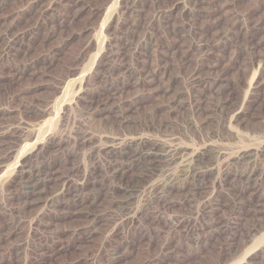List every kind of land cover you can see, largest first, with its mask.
Instances as JSON below:
<instances>
[{"label": "rangeland", "instance_id": "rangeland-1", "mask_svg": "<svg viewBox=\"0 0 264 264\" xmlns=\"http://www.w3.org/2000/svg\"><path fill=\"white\" fill-rule=\"evenodd\" d=\"M119 106L168 148L225 150L212 193L117 205L108 158L73 144L121 136ZM65 111V149L31 165L76 177L26 195L20 162ZM262 147L264 0H0V264H264V171L233 161Z\"/></svg>", "mask_w": 264, "mask_h": 264}, {"label": "bare ground", "instance_id": "bare-ground-1", "mask_svg": "<svg viewBox=\"0 0 264 264\" xmlns=\"http://www.w3.org/2000/svg\"><path fill=\"white\" fill-rule=\"evenodd\" d=\"M125 8H126V6H125ZM130 12H132V11H130ZM82 98H84V97H82ZM80 101H81V99H80ZM104 104H106V103H104ZM190 106H191V104H190ZM202 108L203 107H201V105H199V107H196L195 110L192 108L193 109V111H192L193 116L192 117L204 115L203 114L204 109H202ZM189 109H190V107H189ZM113 111H115V113L117 115H119L117 123H116V125H117L116 127L118 130L121 131V136L110 138L107 135L106 136L107 138L105 139L106 143H104V144L102 143L103 145L101 147H99L100 145L96 144V140H95L96 138L94 139L91 136H90L91 138H89V137L86 138V137H81V136L75 138L77 136L76 135L74 137L76 140H75L74 144L73 143L72 144L78 148H90V150L88 149L90 151V157L89 158L92 160L96 156L98 157L99 155H104L108 158V162H107L108 169L112 173V176L116 180H118L117 192L122 194V195H120V196H122L121 199L120 198L116 199L117 205H119L120 207H123V208H125V207L127 208L128 206H131L130 203L133 201V199L136 198V196L143 189L145 190L146 187L150 188L152 192L156 193L155 194L156 196L154 198H152L153 201H157L159 204L164 205V206L165 205H167V206L172 205L169 203L170 199H167V198L170 194H173V193H182L183 195L186 196L187 201L190 202V201H194V200L197 201L199 198H201L205 194H209V192H211L210 191V190H212L211 187L213 188V184H214L213 183V175L216 174V172H217V169H216L217 165L219 163H221V161H227L228 159H230V157L229 158L227 157V155H226L227 153L226 154L224 153L225 150L224 151H223V149L215 150L212 148L213 146L212 147L210 146L212 149L210 147L206 148L207 145L205 146L204 149L201 148V150H197V149L192 150V149H190V148L188 149L186 147H184V148L178 147V148H173V149L168 148L163 143L159 142L158 140H156V139L154 140V139L150 138L153 134H151L150 137L148 135L147 136L145 135L147 133H149V134L155 133L156 127L154 128L152 126V124L149 122V120L148 121L146 120L145 122L137 121V120H128V119H130V117L129 118L125 117V115H126V113L124 112L125 110H122L121 106H119L117 108L116 107L113 108ZM69 120H70L69 114H68V112L65 111L64 113H62L61 118L58 119L57 124L52 123V126H50V128H51L50 132L48 131L46 133V135H42V137H41L42 139H40L39 141L36 140L37 143L35 142L36 144H34L35 146L30 151L29 155L22 158V160L20 162L19 169H18V173L22 176V179L24 181V182H22V183H24L23 189H22L24 191V194L34 196V194L40 193V191L43 189L41 187V185L47 186V182H49V180L58 181V182H60V184L63 183L64 186H66V185L70 186V184H72L71 180L73 179V177H76L75 174L77 171L75 172V170L67 169L68 167L67 168L65 167L67 169V170H65L66 174H62V173L56 171V169H54L53 164L51 165L49 163L48 164L44 163V164L38 165L36 167H33L31 165V164H33V161H35V159L38 160V159L42 158V156H44V155L47 156V154L51 153V151H54V150L56 151L57 149H63L67 145V143L69 142L70 136H71L69 134L70 136L68 137L67 136L68 133L66 131V129H67L66 126H67V123L69 122ZM73 121H75V120H73ZM79 123H80V125H84V124H81V122H79ZM73 127H75V126H73ZM78 127H79V125H78ZM113 127H111V128H113ZM127 127L130 128L129 129L130 131H128L127 133L123 132L124 130L127 129ZM48 129H49V127H48ZM75 132H76V130H75ZM156 133H155V135H156ZM108 134H111V133H108ZM118 134H120V133H118ZM34 135H36V134H34ZM86 135H83V136H86ZM37 136H36V138H37ZM103 136H105V132H104ZM115 136H116V134H115ZM112 137H113V135H112ZM210 138H211V135H210ZM210 138L208 137V139H210ZM72 140H74V139H72ZM212 140H213V135H212ZM96 145H98V146H96ZM49 161H51V160H49ZM161 161H165L168 163L166 170H165V168L164 169L159 168L158 164ZM233 161H234V164L239 165V167L241 169V171L238 172L239 173L238 176L240 178L253 179L254 177H256V175L258 174V172L260 170L264 171V147H262L261 149H258L256 151H248V152L242 154L241 156L238 155V157L235 158V160H233ZM228 162H229V160H228ZM135 167H137V171L135 170L136 169ZM63 170L64 169H62V171ZM87 171L88 170L86 169L85 172H87ZM91 171H96V170L94 169ZM164 173H165V176H164ZM158 177L160 179H158ZM154 178H157L158 180L154 181L152 183V180H154ZM58 185H59V183H58ZM82 186L83 185H81V187L76 186L77 189H75V191H76L75 193L80 192V190L82 189ZM217 187H219V186H217ZM68 189H70V188L68 187ZM70 191H71V189H70ZM172 207H173V205H172ZM127 210H129V208Z\"/></svg>", "mask_w": 264, "mask_h": 264}]
</instances>
